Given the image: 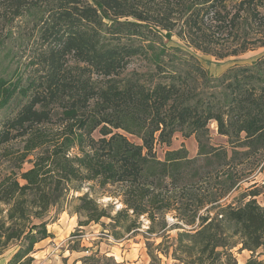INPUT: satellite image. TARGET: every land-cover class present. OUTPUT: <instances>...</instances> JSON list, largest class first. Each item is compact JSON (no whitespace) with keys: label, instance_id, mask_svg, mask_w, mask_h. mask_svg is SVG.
I'll list each match as a JSON object with an SVG mask.
<instances>
[{"label":"trees","instance_id":"1","mask_svg":"<svg viewBox=\"0 0 264 264\" xmlns=\"http://www.w3.org/2000/svg\"><path fill=\"white\" fill-rule=\"evenodd\" d=\"M172 33L220 58L264 46V0H0L7 264H32L65 207L79 226L108 218L115 239L136 236L145 220L151 264L159 255L237 264L235 248L250 252L244 264H264L255 257L264 250V184L228 202L247 166L264 162V55L214 77L166 45ZM133 61L143 66L126 74ZM213 123L224 145L211 144ZM178 133L194 136L195 157L169 149ZM87 182L114 187L123 207L112 215L87 194L68 199Z\"/></svg>","mask_w":264,"mask_h":264},{"label":"rangeland","instance_id":"2","mask_svg":"<svg viewBox=\"0 0 264 264\" xmlns=\"http://www.w3.org/2000/svg\"><path fill=\"white\" fill-rule=\"evenodd\" d=\"M1 33L3 35L5 29H2ZM12 33L15 35L13 30ZM256 39L257 37L251 39V42ZM165 42L167 46L177 48L180 52L193 56V58H195L199 64L214 77L221 75L231 67L248 65L264 55V46H261L260 44H250L249 49L245 52L237 53V55L234 56L229 55L220 58L212 54L195 50L193 47L188 46L184 40L180 39V37L174 33H172L170 38L166 39ZM141 65L142 63L140 61H133L129 65L126 74L133 69L140 68ZM210 136L211 144L215 146L225 144V138L216 134L215 123L210 125ZM181 146L187 150L189 157L192 158L196 156L198 148L194 136L184 138L181 134H176L169 149H178ZM155 150L157 156L162 158L166 148L156 146ZM263 165L264 162H262L253 172H251L249 168L254 166V164L250 163L247 166L246 171L242 173L243 176H246L245 180L241 183L240 187L231 194L228 202L235 203L243 192L255 188L254 184H256V187L258 188L263 186L264 172H259ZM28 167V164H24L23 169H27ZM115 191V188L109 185L100 187L97 182H87L81 184L79 192L69 194L68 199L87 194L102 207L108 208V205H111V214L113 215L123 207L120 197H115ZM257 201L260 204H264V197L262 195L258 196ZM79 220L80 219L77 215L71 214V209L65 207V211L57 215L54 222L48 225L47 229L53 234V237L49 238L50 241H44V246L42 247H49V251L55 248L58 250L57 253L65 254L70 257L69 259L71 262L73 261L71 264H74L75 261H80V264H83L81 262L82 258L90 257L95 258L94 261L96 264H151V259L147 255L145 240L143 238V232L148 225V222L145 220L141 219L143 225L139 230V234L136 236L133 234H127L120 239H115L111 235L109 227L110 220L108 218H103L99 223H90L87 226H79ZM166 220L169 227L173 223V219L170 215H167ZM175 233L176 230H171L168 234L172 237ZM151 241L154 242V244H157L160 242V239L151 237ZM53 244H56V246H53ZM42 249L43 248H38V251H41ZM13 251L14 249H10L3 254V257H0V262L2 260L1 264L4 263V260L11 257ZM232 252L237 260V264H244V262L251 256L250 252H238L237 248ZM39 254L40 255H32L37 256L36 259L33 257L34 262H32V264H38L39 261L43 260L41 253ZM121 257H126L127 259L121 261ZM159 257L161 258L160 264H173L171 258H165L162 255H159ZM255 257L259 260H264V250H258L255 253Z\"/></svg>","mask_w":264,"mask_h":264},{"label":"crops","instance_id":"3","mask_svg":"<svg viewBox=\"0 0 264 264\" xmlns=\"http://www.w3.org/2000/svg\"><path fill=\"white\" fill-rule=\"evenodd\" d=\"M46 240L50 241V239L48 238V239L41 241L40 243H38L36 245L37 250L35 251V253L33 255H40L39 253H41V256L43 259V260L39 261L38 264H71L73 262V261L71 262V260L69 259L70 257L66 256L65 254L57 253L58 250H56L55 248L52 249L51 251H49V247L48 248L42 247V246H44L43 243ZM53 240H55V239H53ZM53 246H56V244H53ZM38 248H43V249L41 251H38ZM3 256L4 255H1L0 257H3ZM33 257L36 259L37 256H33ZM124 259L126 260L127 258L121 257V261L122 260L124 261ZM8 260H9V258L4 260L3 264H7ZM33 262H34V260H33ZM1 263H2V260H1L0 264ZM74 264H80V261H75Z\"/></svg>","mask_w":264,"mask_h":264}]
</instances>
